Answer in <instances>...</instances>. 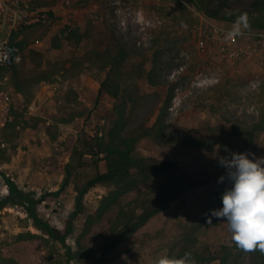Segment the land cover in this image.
<instances>
[{"label": "rangeland", "instance_id": "374dc122", "mask_svg": "<svg viewBox=\"0 0 264 264\" xmlns=\"http://www.w3.org/2000/svg\"><path fill=\"white\" fill-rule=\"evenodd\" d=\"M20 1L46 19L12 34L21 59L0 70V91L10 98L0 118V200L10 198L0 209V264H154L185 246L208 256L205 264H264L239 250L210 212L222 208L232 186L219 182L227 176L218 162L229 154L225 146L264 157V58L233 64L214 46L206 54L197 48L205 21L229 30L233 23L205 15L197 0H120L117 13L103 5L72 13L57 0ZM109 70L116 99L98 93ZM209 72L220 81L191 85ZM256 77L260 87L251 89ZM113 128L139 136L132 154L142 164L175 165L132 168L123 182L90 187L77 202L85 183L106 170L104 155H85V146L96 138L112 145ZM1 175L29 198L50 194L35 211L66 234L64 246L35 228ZM124 212L131 221L117 224Z\"/></svg>", "mask_w": 264, "mask_h": 264}, {"label": "trees", "instance_id": "16d2710c", "mask_svg": "<svg viewBox=\"0 0 264 264\" xmlns=\"http://www.w3.org/2000/svg\"><path fill=\"white\" fill-rule=\"evenodd\" d=\"M197 1L198 4L195 3L197 8L201 9L205 15L213 19L233 23L238 15H240L241 13H247L250 27L257 30H264V0H233V3H229L228 1L230 0H222L215 5H211V2H207V4H204L202 0ZM109 74L110 70L106 73L105 80L100 83L98 93L109 94L114 99H116L119 94V88L116 84L113 85L112 88H110V84H107ZM115 109L118 120H122L124 110H122L118 105L115 106ZM107 133L110 137V140L112 141V145H108L102 139L96 138L95 144L88 143L85 146V152H83V154L85 155L95 157V159L98 158L100 154L104 155L103 159L106 163V170L103 173H95V175L85 183L81 192L77 196V202L80 201L81 196L90 187L107 182H123L130 169L132 168L160 172L171 169L175 165L173 162L168 160H154L151 161L152 163L149 162L146 164H142V160L136 158L132 154L134 144L139 136L123 137L121 136V134L119 133V129L117 128H113L110 132ZM1 177L9 191V194L16 197L17 203L24 206L25 212L32 220L35 228L37 230H40L49 238L57 241L60 245L64 246L66 234H60L56 228L50 226L45 220L39 218L35 211L36 205L44 201L46 195L50 194L42 195L38 199L29 198L28 196L23 195L9 178L3 175H1ZM51 195L56 196L58 195V193L56 192ZM9 201V196L1 199L0 209L3 208ZM127 215L128 212H124L119 217H117V224H120L122 222L120 219L123 220L124 218H126V222H124V225L131 221L132 218ZM186 252H191L195 261L196 259H199L203 264H205L204 259L208 257L203 253H197L196 251L194 252L192 250V246H185L181 248L176 258L183 257ZM252 253L255 255L259 262H264V254H262L259 250L253 251Z\"/></svg>", "mask_w": 264, "mask_h": 264}, {"label": "built area", "instance_id": "2783aa9c", "mask_svg": "<svg viewBox=\"0 0 264 264\" xmlns=\"http://www.w3.org/2000/svg\"><path fill=\"white\" fill-rule=\"evenodd\" d=\"M62 10L72 13L97 11L100 6H110L117 13L120 9V0H57ZM46 19V14L28 11L27 5L20 0H0V70H9L16 66L21 59L18 47L11 42V36L24 26L38 24ZM135 19L141 21L140 13L135 14ZM205 21V20H204ZM206 26L199 31L197 48L203 53L211 52L214 48L217 54L230 63L244 60H258L264 58V31L245 32L243 37L234 40L225 39L229 29L213 26L205 21ZM124 29V20L118 22ZM140 24H143L141 22ZM184 65H181L183 70ZM259 80L258 77L250 81ZM220 81L218 72L200 74L192 82L194 88H207ZM261 82V80H259ZM10 105L9 96L0 91V118L5 120L3 114L8 113ZM33 110V106L28 107Z\"/></svg>", "mask_w": 264, "mask_h": 264}, {"label": "clouds", "instance_id": "9594fccd", "mask_svg": "<svg viewBox=\"0 0 264 264\" xmlns=\"http://www.w3.org/2000/svg\"><path fill=\"white\" fill-rule=\"evenodd\" d=\"M249 29L247 13H241L225 39L243 37ZM260 84L257 80L249 87L259 89ZM224 151L229 154L218 157V162L226 169L227 176H221L219 182L227 178L232 186L222 194V208L210 210L211 216L226 223L231 240L239 250L245 253L259 250L264 254V157L255 158L252 154L254 158L250 159V154L231 152L226 146ZM154 264H196V261L191 252H186L180 258L161 256Z\"/></svg>", "mask_w": 264, "mask_h": 264}]
</instances>
